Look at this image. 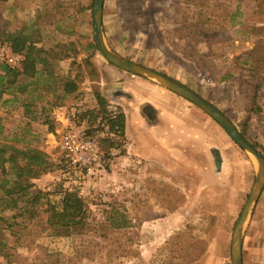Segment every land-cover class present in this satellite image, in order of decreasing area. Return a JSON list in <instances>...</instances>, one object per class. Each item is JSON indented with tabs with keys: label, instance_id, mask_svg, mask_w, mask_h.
<instances>
[{
	"label": "rangeland",
	"instance_id": "374dc122",
	"mask_svg": "<svg viewBox=\"0 0 264 264\" xmlns=\"http://www.w3.org/2000/svg\"><path fill=\"white\" fill-rule=\"evenodd\" d=\"M95 1H0V44L8 45L10 34L24 27L26 32H36L33 38L37 48L49 50L59 44L75 43L77 53L69 47V58L54 61L56 74L78 77L80 89L90 85L92 94L94 89L100 93L102 88L113 89L115 76L109 69L118 68L105 60L98 47L96 51L87 50L92 42L97 46ZM120 5L125 11V25L119 22L117 9L110 0L104 10V32L110 48L128 60L159 68L156 71L190 86L222 111L240 132L245 130L246 140L256 144L264 155V0H171V8L163 10V31L154 26V34L156 38L165 33L172 49L181 55L174 56L171 50L160 62L152 55H140L143 45L141 48L138 37L145 25L139 24V5L128 1H120ZM147 19L153 22L154 16ZM83 95L86 96L85 92ZM47 99L52 100L53 93H48ZM90 101L87 97L86 106L91 107ZM202 113L209 119L211 142L223 149L225 157L232 161L231 167H235L233 176L226 178L230 180V189L225 193L216 189L215 193L208 192L211 186L203 175L207 174V165L203 169L193 168L185 174L186 178L178 176L179 170L175 179L186 182L176 186L153 181L145 184L143 178L152 177L154 171L148 162L136 165L140 166L138 169L125 167L128 172L116 169L125 160L137 159H131L126 151L120 154L113 150L111 158L103 161L102 174L96 179L82 173L67 175L64 155L48 142L47 126L42 120L32 122L31 129L37 137H28L29 142L24 144L46 152L51 163L50 172L34 181L36 188L46 195L42 203L59 205L62 189H77L87 202L91 217L81 234L70 237L55 236L48 228L44 204L39 206L35 219L25 215L9 220L8 224H14L6 233L11 257H0V264H232L234 229L253 189L255 166L249 153ZM0 115L11 137L28 121L23 109L16 106L1 107ZM213 151L218 157L217 150ZM190 159L201 161L196 155ZM216 170L217 167L213 169ZM217 171L221 173L220 167ZM158 174L163 176L161 170ZM127 179L131 180L128 184ZM113 208L123 211L131 223L129 229L112 230L107 219ZM169 211L176 213L164 215ZM14 214L0 213L5 217ZM260 261L264 262V190L243 245V264Z\"/></svg>",
	"mask_w": 264,
	"mask_h": 264
},
{
	"label": "trees",
	"instance_id": "16d2710c",
	"mask_svg": "<svg viewBox=\"0 0 264 264\" xmlns=\"http://www.w3.org/2000/svg\"><path fill=\"white\" fill-rule=\"evenodd\" d=\"M26 31L27 28L24 27L11 33L8 39L12 51L23 58L20 66L12 68L6 64L0 65V108L9 105L20 107L28 119L25 126L11 137L0 115V213L15 212L12 217L0 215V257L6 259L11 257L6 233L14 226L13 223L8 224L9 220L25 215L31 220L35 219L39 216L38 208L41 204L47 206L46 224L55 236L70 237L81 234L91 217L90 208L79 190L62 189L60 203L54 205L49 201L42 203L46 195L34 183L50 172L51 163L46 152L24 144L30 138L37 137L32 132L31 123L42 120L48 133H54L57 125L52 120L51 112L54 108L70 102V95L76 94L80 89V79L60 77L56 74L54 65L57 59L69 58V47L72 52L77 53L75 43L59 44L49 50L37 48L33 38L36 32ZM87 50L96 51L97 46L92 42ZM249 57L252 58L253 54H249ZM259 87L260 85L256 86ZM48 93H53L52 100L47 99ZM94 97L98 109L85 111L78 118L80 121L89 120L91 136L104 134L99 137L98 144L103 159L109 160L113 150H122L121 154L124 152L122 140L125 117L118 107L116 111H110L109 103L98 90L94 89ZM241 133L248 140L246 131L242 130ZM253 146L258 148L256 144ZM107 221L115 231L131 227L126 215L117 208H113Z\"/></svg>",
	"mask_w": 264,
	"mask_h": 264
},
{
	"label": "crops",
	"instance_id": "0c3cea01",
	"mask_svg": "<svg viewBox=\"0 0 264 264\" xmlns=\"http://www.w3.org/2000/svg\"><path fill=\"white\" fill-rule=\"evenodd\" d=\"M108 1L105 0L104 10L107 8ZM120 1L122 3L123 1L132 2V5L135 4V6L139 5L140 10L136 12L139 13V24L144 23L145 25L143 32L141 31L142 34L138 37L141 48L143 45V54L140 53V55H152L156 57L157 62L171 54L173 49L170 39L165 33L162 37L155 38L153 28L158 26L163 31V10L167 6L171 8V0H110L113 7L117 9L119 22L121 25H125L127 23L125 13H123L125 11L120 5ZM150 15L154 16L153 22L147 19ZM172 54L174 56L181 55L176 50H173ZM109 71L115 76V83H113L115 87L110 90L102 88L101 94L109 104L120 108L124 114V139L127 141L126 150H128L126 154H129L130 158L136 157V161L140 162V165H143L144 161L148 162L154 169L152 177L143 178L144 183L153 181L154 183L176 186L178 183L186 182L181 178H186L185 174L193 171V168L203 169L207 165V174L203 175L205 182L211 186L208 187V192L215 193L216 190L221 193L228 192L230 180L229 178L226 180V178L232 175L235 167H231L232 161L225 157L223 149L211 142L209 119L203 117L201 109L184 98L182 100L185 101H182L179 99L182 97L144 78L128 75L127 72H121L113 67ZM78 92L73 95V99L78 96ZM90 104L91 108L97 106L96 100H91ZM214 149L217 150L218 157L214 155ZM194 155L201 161H192L190 157ZM238 156L240 157L241 154L239 153ZM129 165V169L131 167L140 168L132 161L125 160V163L117 165L116 169L121 168L120 170L128 172L129 169L125 167ZM216 167L217 170L220 167L221 173L217 170L213 171ZM160 170L163 176L158 174ZM176 174L181 178L175 179ZM130 182L131 180L127 179L125 183ZM226 186L228 187L226 188ZM170 188L172 190L171 186ZM238 198L240 201L241 196L239 195ZM165 199L173 200L174 198L166 197ZM170 205L172 207V203ZM175 213L169 211L164 215L173 216ZM173 229L171 227V231ZM260 264H264V262L260 261Z\"/></svg>",
	"mask_w": 264,
	"mask_h": 264
},
{
	"label": "water",
	"instance_id": "95a60500",
	"mask_svg": "<svg viewBox=\"0 0 264 264\" xmlns=\"http://www.w3.org/2000/svg\"><path fill=\"white\" fill-rule=\"evenodd\" d=\"M104 4L105 0H96L93 19H94V39L97 47L105 60L114 67L144 78L155 83L172 93L184 98L196 107L200 108L215 122H217L227 135L245 152L251 156L255 166V182L249 198L242 210L236 224L232 240V264H243V245L246 230L252 218L253 211L264 190V155L260 153L249 141H247L233 122L215 105L204 99L197 92L184 85L180 81L156 71L152 68L137 64L114 52L105 37L104 32Z\"/></svg>",
	"mask_w": 264,
	"mask_h": 264
},
{
	"label": "built area",
	"instance_id": "2783aa9c",
	"mask_svg": "<svg viewBox=\"0 0 264 264\" xmlns=\"http://www.w3.org/2000/svg\"><path fill=\"white\" fill-rule=\"evenodd\" d=\"M22 59V56L15 54L9 45L0 44V65L6 64L12 68H18ZM83 92H85L86 96L83 95ZM92 92L91 86L86 85L84 89H80L77 97L53 111L52 119L56 123L57 128L54 133L48 135V142L52 143L54 149H60L64 155L63 165L67 175L82 173L88 178L96 179L102 174V163L105 161L98 144L99 137L104 134L97 133L91 136L89 134L91 129L89 120L80 121L78 118L85 111L98 109L97 106L94 108L86 106L87 97L95 101ZM108 109L116 111V106L110 103ZM122 147L123 151L126 150V139L122 140ZM121 151L119 149L115 150V152L120 154ZM132 162L135 165L141 164L134 159H132ZM69 190L73 191L74 189Z\"/></svg>",
	"mask_w": 264,
	"mask_h": 264
}]
</instances>
